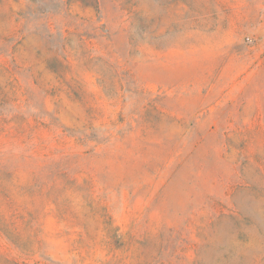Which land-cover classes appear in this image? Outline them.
I'll return each mask as SVG.
<instances>
[{
	"label": "rangeland",
	"instance_id": "obj_1",
	"mask_svg": "<svg viewBox=\"0 0 264 264\" xmlns=\"http://www.w3.org/2000/svg\"><path fill=\"white\" fill-rule=\"evenodd\" d=\"M0 264H264V0H0Z\"/></svg>",
	"mask_w": 264,
	"mask_h": 264
}]
</instances>
